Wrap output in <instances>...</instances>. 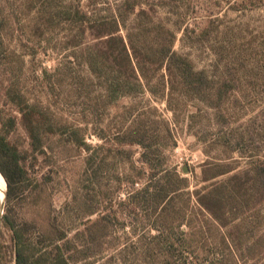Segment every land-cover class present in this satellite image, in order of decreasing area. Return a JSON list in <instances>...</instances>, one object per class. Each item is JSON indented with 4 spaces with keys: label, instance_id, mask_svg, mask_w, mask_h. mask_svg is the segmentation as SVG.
<instances>
[{
    "label": "rangeland",
    "instance_id": "obj_1",
    "mask_svg": "<svg viewBox=\"0 0 264 264\" xmlns=\"http://www.w3.org/2000/svg\"><path fill=\"white\" fill-rule=\"evenodd\" d=\"M96 2L95 12L103 15L117 12L121 0ZM133 2L113 34L126 42L130 34L141 56L143 39L169 29L172 49L205 72V93L184 89L173 71L147 62L145 76L138 68L126 71L143 90L111 101L105 78L86 60L89 50L107 48L109 27L67 19L85 0H0V115L17 114L9 97L20 94L51 123L80 128L89 148L78 150L47 135L50 151L40 155L18 123L8 137L21 173L11 220L45 250L63 242L62 232L68 238L80 233L69 246L89 257L69 250L72 264H264V186L254 171L256 160H264V0ZM225 85L216 99V89ZM128 130L127 140L150 143L147 162L141 145L117 139ZM179 177L191 195L174 198V210L165 216L173 229L155 239L154 226L163 229L165 223L157 214L163 201L160 207L145 201L142 208L130 205L129 195L153 181L178 186ZM215 187L220 221L200 209L193 193ZM88 207L99 210L91 220L109 218L107 230L93 226L89 236ZM183 218L188 225L178 229ZM90 238L95 241L87 246ZM158 239V247H149ZM0 246V264H14L9 227H1Z\"/></svg>",
    "mask_w": 264,
    "mask_h": 264
},
{
    "label": "trees",
    "instance_id": "obj_2",
    "mask_svg": "<svg viewBox=\"0 0 264 264\" xmlns=\"http://www.w3.org/2000/svg\"><path fill=\"white\" fill-rule=\"evenodd\" d=\"M96 0H85V4L78 6L74 13H68L67 19L76 20L78 22H90L96 23V28L109 27L108 34H110L107 39L104 41L106 44L105 50L99 52L95 50H89L87 52V63L90 70L99 75L103 76L106 80V91L108 97L111 101L117 100L120 96L126 93L139 92L143 90V83L135 79L128 80L126 71L130 70L135 74V69L141 71V74L145 76L143 71L142 64L152 63L156 64L158 68L164 66L166 69L173 71L179 78L180 84L184 89L193 92L205 93L204 86L207 84V77L204 71H197L194 69L192 62L185 56L175 52L172 49V43L174 40V33L169 29L161 27L156 34L154 39L157 40L153 44V40H147L146 38L142 40L144 43L143 53L141 56L138 53L137 47L134 44V41L130 34H127V42L120 35L113 34L116 32L120 26L119 18L126 15L127 10L133 6V0H121L120 5H117L114 12L112 9H108V14L98 15L93 7H96ZM91 13H96L91 15ZM148 26H144L143 29H147ZM101 30V29H100ZM144 31V30H143ZM110 49V50H109ZM151 91L152 87L148 86ZM157 87V84H156ZM155 88V87H154ZM227 86H221L216 89L215 95L216 99L219 97L221 99L222 94L225 93ZM164 91V85L162 84V92ZM10 103L14 106L17 114L11 113L9 115H0V173L2 174L6 184H7V196H6V211L3 214L2 226L9 227L12 231L13 237V255H14V264H72L76 261L73 254L69 253V250H79L84 257H89L88 253L81 250L78 246H69L71 242H74L80 233H75L73 238H68L65 232H62L61 236L58 237L59 241H63L61 244H56L54 249L45 250L41 247L42 245L33 246V244L28 240V236L20 226L13 224L11 220L10 212L14 208L12 206V199L17 195V189H19L20 182V169L17 160V148L14 145H11L8 137L10 134L15 131L17 124H21L24 127V130L29 138V144L40 155H45L46 152L50 151L49 146L46 144L47 135L55 136L62 138L65 145L70 144L73 147L80 149H89L88 145L85 143L83 134H80V128L71 127L68 129L66 124H53L49 121L45 114L40 112L39 106L27 102L23 99L20 94H15L9 97ZM40 116L44 117V121L41 120ZM139 130V126L137 129ZM130 134H125L120 136L116 135L117 139L123 143H137L142 147V158L145 162L148 161V156L151 153L150 143H146L143 138H131L132 131L128 130ZM99 138L102 139V134H96ZM101 146V145H99ZM86 156L87 162L92 160L93 156ZM88 162V163H89ZM255 175L257 176L258 183L263 184L264 186V160H256L254 165ZM95 175V174H94ZM178 186L173 185V183L166 179L165 182L160 183V181L149 182L146 186L136 190L135 193L129 195L128 203L130 205H139L142 207L145 201H150L148 204L151 207L157 206V202L163 201L161 206V212L157 214L159 217L165 219V216L174 210L172 205L174 198L181 195H191L190 192H183L187 188V182L184 178L179 177ZM176 187V188H175ZM178 187V188H177ZM220 187L210 188L203 193L194 191L193 193L196 196V201L200 206V209L206 211L211 217L215 220L220 221L221 215L223 212V207L219 204L217 198ZM179 191V192H178ZM175 193V194H174ZM139 196V197H138ZM260 199H264V189L260 193ZM87 204V200L83 199ZM144 208V206L142 207ZM99 210L95 207H88L85 211L87 225V232L89 236L91 235V228L93 226H100L102 229H108V220L105 214H101L91 220L89 218L91 215L98 214ZM179 215H177L178 217ZM114 219L117 220L116 215L114 214ZM176 217V218H177ZM106 219H108L106 221ZM168 218L165 219L163 223V229L160 226H154L156 229V234L153 235V238H159L160 233L164 234V229L171 230L173 225L167 223ZM187 224L186 218L177 221L175 227L180 229V226ZM123 224V223H122ZM188 225V224H187ZM166 227V228H165ZM86 231H82L84 233ZM85 244L89 246L94 242L95 239L90 238L86 240ZM58 243V242H57ZM161 242L157 241L156 244H151L149 247L154 248L157 244ZM104 242L99 243V248H103ZM148 247V249H149ZM99 249V251H101ZM148 252V251H147ZM3 254L2 246H0V256ZM146 258V257H145ZM122 262L124 259H121ZM1 261V260H0ZM120 261V260H119Z\"/></svg>",
    "mask_w": 264,
    "mask_h": 264
},
{
    "label": "water",
    "instance_id": "obj_3",
    "mask_svg": "<svg viewBox=\"0 0 264 264\" xmlns=\"http://www.w3.org/2000/svg\"><path fill=\"white\" fill-rule=\"evenodd\" d=\"M1 176H2V174H1ZM5 184H6V182H5ZM6 187H7V184H6ZM6 196H7V189H5L3 201H0V230H1V227H2V218H3V213H4V206H5Z\"/></svg>",
    "mask_w": 264,
    "mask_h": 264
},
{
    "label": "bare ground",
    "instance_id": "obj_4",
    "mask_svg": "<svg viewBox=\"0 0 264 264\" xmlns=\"http://www.w3.org/2000/svg\"><path fill=\"white\" fill-rule=\"evenodd\" d=\"M5 189H6L5 180H4V178L0 174V194H2V196H3V198L0 199V201H3V199H4Z\"/></svg>",
    "mask_w": 264,
    "mask_h": 264
},
{
    "label": "clouds",
    "instance_id": "obj_5",
    "mask_svg": "<svg viewBox=\"0 0 264 264\" xmlns=\"http://www.w3.org/2000/svg\"><path fill=\"white\" fill-rule=\"evenodd\" d=\"M3 198V196H2V194H0V199H2Z\"/></svg>",
    "mask_w": 264,
    "mask_h": 264
}]
</instances>
